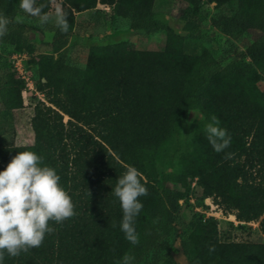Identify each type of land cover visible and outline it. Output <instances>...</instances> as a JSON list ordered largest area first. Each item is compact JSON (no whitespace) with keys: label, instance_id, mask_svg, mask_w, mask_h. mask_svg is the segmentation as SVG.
<instances>
[{"label":"trees","instance_id":"trees-1","mask_svg":"<svg viewBox=\"0 0 264 264\" xmlns=\"http://www.w3.org/2000/svg\"><path fill=\"white\" fill-rule=\"evenodd\" d=\"M98 1L111 7L113 17L127 18L132 29L164 31L166 43L156 50L129 49L125 43L96 46L83 67L52 54L40 57L39 75L56 108L37 113L33 144L0 148V171L20 151L37 153L56 169L77 215L51 222L55 231L40 248L18 257L6 254L3 264H118L125 254L135 258L133 264H179L171 255L164 257L162 244L171 234L183 191L195 178L203 198H219L228 209L237 208L239 217L250 221L264 213V31L247 46L252 66L242 73L233 64L221 65L206 49L189 53L187 40L155 17V0H64L69 29L63 32L56 24L50 43L54 52L68 45L75 12L93 9ZM184 1L197 8L202 0ZM205 1L231 11L223 27L228 35L264 30V0ZM19 5L20 0H0V13L14 22ZM199 74L198 105L205 122L179 160L173 187L162 190L155 162L186 117ZM18 83L10 78L0 88L7 111L23 105ZM63 113L69 116L67 124ZM213 115L231 136L230 147L220 153L206 139ZM129 166L142 173L148 189L139 198L143 209L135 220L138 245L125 239L122 208L112 191ZM253 168L262 177L259 182ZM261 227L264 232V218ZM182 246L189 264H264V243L220 242L213 217L199 218Z\"/></svg>","mask_w":264,"mask_h":264},{"label":"rangeland","instance_id":"rangeland-1","mask_svg":"<svg viewBox=\"0 0 264 264\" xmlns=\"http://www.w3.org/2000/svg\"><path fill=\"white\" fill-rule=\"evenodd\" d=\"M64 0H36L42 13L51 16L47 24L41 25L39 17L24 13L20 7L14 22L8 25V32L0 38V88L8 79L19 81L23 105L12 111L5 110L0 94V148L28 146L37 138L36 115L47 112L48 107L56 108L50 102V91L41 78L38 61L42 55L52 54L55 60L66 58L80 66H85L91 48L116 43H125L129 49L156 50L166 43V33H147L143 29H132L129 20L113 17L111 7L98 1L93 9L75 12L76 25L69 37L68 45L54 52L50 43L54 36L56 9L62 11ZM155 17L169 24L188 43L189 53L201 54L206 49L221 65L233 64L239 72L245 73L252 66L247 55V46L257 40L263 31H239L233 35L224 33L223 27L231 14L228 8H218L215 2L201 1L199 7H192L184 0H155ZM22 17L21 22L16 18ZM203 85V76L195 79V86L187 100L186 117L176 126L172 138L163 154L156 160L160 189L173 187L179 174V160L192 149L195 132L205 120L198 105V95ZM264 88V78L261 80ZM69 116L63 113L67 124ZM256 181L262 177L253 168ZM179 200L180 208L172 225L169 237L163 241L164 257L171 255L179 264H189L183 250V240L199 218L203 221L215 219L217 236L222 243H264L261 222L247 221L239 217L237 208L228 209L215 196L204 197L203 187L195 178L183 191ZM203 198V199H202ZM152 251L146 258L149 260ZM143 264V263H142Z\"/></svg>","mask_w":264,"mask_h":264},{"label":"clouds","instance_id":"clouds-1","mask_svg":"<svg viewBox=\"0 0 264 264\" xmlns=\"http://www.w3.org/2000/svg\"><path fill=\"white\" fill-rule=\"evenodd\" d=\"M20 9L30 16L39 17L41 25L47 24L51 16L42 13L36 6V0H20ZM17 22L22 17L16 18ZM13 21L0 13V38L8 32ZM55 23L63 32L69 24L67 14L56 9ZM206 139L217 153L231 145V136L227 129L220 127L219 119L213 115L206 125ZM232 154H226L231 158ZM61 177L55 168L44 164V158L33 151H20L14 156L4 171H0V264L5 255L18 257L31 249L40 248L47 234L55 231L51 222L63 223L77 215L75 205L69 193L60 184ZM142 173L129 166L117 179L112 190L118 198L123 217L121 230L131 244H139L135 220L143 209L140 197L148 195ZM210 252L215 246H210ZM134 257L125 254L118 264H133Z\"/></svg>","mask_w":264,"mask_h":264}]
</instances>
